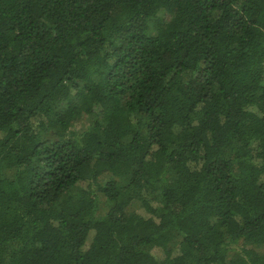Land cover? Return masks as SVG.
Instances as JSON below:
<instances>
[{"label":"trees","instance_id":"obj_1","mask_svg":"<svg viewBox=\"0 0 264 264\" xmlns=\"http://www.w3.org/2000/svg\"><path fill=\"white\" fill-rule=\"evenodd\" d=\"M263 248L264 0H0V264Z\"/></svg>","mask_w":264,"mask_h":264},{"label":"rangeland","instance_id":"obj_2","mask_svg":"<svg viewBox=\"0 0 264 264\" xmlns=\"http://www.w3.org/2000/svg\"><path fill=\"white\" fill-rule=\"evenodd\" d=\"M87 125H88V119H84L83 126H87ZM263 251H264V248H263ZM153 254H155L157 256H161V253L159 251H156V250L153 251Z\"/></svg>","mask_w":264,"mask_h":264}]
</instances>
